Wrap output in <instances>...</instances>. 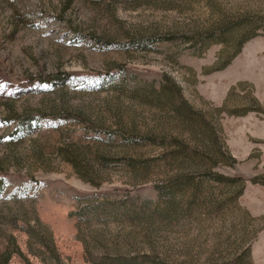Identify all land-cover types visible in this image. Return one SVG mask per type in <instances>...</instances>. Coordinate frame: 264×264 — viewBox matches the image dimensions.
<instances>
[{"label":"rangeland","instance_id":"374dc122","mask_svg":"<svg viewBox=\"0 0 264 264\" xmlns=\"http://www.w3.org/2000/svg\"><path fill=\"white\" fill-rule=\"evenodd\" d=\"M8 254L264 264V0H0Z\"/></svg>","mask_w":264,"mask_h":264},{"label":"trees","instance_id":"16d2710c","mask_svg":"<svg viewBox=\"0 0 264 264\" xmlns=\"http://www.w3.org/2000/svg\"><path fill=\"white\" fill-rule=\"evenodd\" d=\"M67 76L68 75L66 73H61L57 78L61 80ZM54 77H56V76H54ZM9 257H10L9 254L4 256V264H6V262L9 260Z\"/></svg>","mask_w":264,"mask_h":264}]
</instances>
